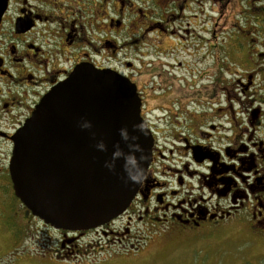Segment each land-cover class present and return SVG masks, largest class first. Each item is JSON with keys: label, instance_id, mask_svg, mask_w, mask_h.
Masks as SVG:
<instances>
[{"label": "flooded vegetation", "instance_id": "obj_1", "mask_svg": "<svg viewBox=\"0 0 264 264\" xmlns=\"http://www.w3.org/2000/svg\"><path fill=\"white\" fill-rule=\"evenodd\" d=\"M79 65L135 84L151 160L122 214L56 229L14 195L9 164L14 135ZM0 198L4 228L55 236L52 260L211 228L264 241V0H0Z\"/></svg>", "mask_w": 264, "mask_h": 264}, {"label": "water", "instance_id": "obj_2", "mask_svg": "<svg viewBox=\"0 0 264 264\" xmlns=\"http://www.w3.org/2000/svg\"><path fill=\"white\" fill-rule=\"evenodd\" d=\"M13 142L15 196L44 223L78 230L126 209L151 160L152 135L134 83L79 65L42 97Z\"/></svg>", "mask_w": 264, "mask_h": 264}, {"label": "rangeland", "instance_id": "obj_3", "mask_svg": "<svg viewBox=\"0 0 264 264\" xmlns=\"http://www.w3.org/2000/svg\"><path fill=\"white\" fill-rule=\"evenodd\" d=\"M4 219L0 216V264H264V241L251 240L246 229L235 232L234 228H211L213 234L204 241L150 237L136 243L129 253L105 247L70 260H52L43 254L53 248L49 240L55 236L45 228H4Z\"/></svg>", "mask_w": 264, "mask_h": 264}, {"label": "clouds", "instance_id": "obj_4", "mask_svg": "<svg viewBox=\"0 0 264 264\" xmlns=\"http://www.w3.org/2000/svg\"><path fill=\"white\" fill-rule=\"evenodd\" d=\"M129 178L132 179V180H135L136 179V177H134V176H131Z\"/></svg>", "mask_w": 264, "mask_h": 264}]
</instances>
